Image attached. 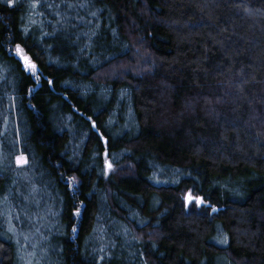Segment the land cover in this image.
Masks as SVG:
<instances>
[{
	"label": "trees",
	"instance_id": "obj_1",
	"mask_svg": "<svg viewBox=\"0 0 264 264\" xmlns=\"http://www.w3.org/2000/svg\"><path fill=\"white\" fill-rule=\"evenodd\" d=\"M18 227L44 264H264V0H0V264Z\"/></svg>",
	"mask_w": 264,
	"mask_h": 264
},
{
	"label": "rangeland",
	"instance_id": "obj_2",
	"mask_svg": "<svg viewBox=\"0 0 264 264\" xmlns=\"http://www.w3.org/2000/svg\"><path fill=\"white\" fill-rule=\"evenodd\" d=\"M21 161H25V157L24 156H19L15 159V162L18 164V165H22L24 163H22ZM112 169V168H111ZM29 193L30 195H35L36 198H33L35 199V202L34 203H37V195L34 193V190L33 188H29ZM185 197H189L188 194H186ZM25 201L27 203H29V201L25 198ZM34 201V200H33ZM37 211H39L41 214H44V208L41 210V207L39 209H37ZM10 229L12 230L13 227L10 225ZM33 232H36V231H32V230H24L20 227H18V229H14L13 233L15 236H18V237H21L22 238V242L23 243H27L29 245V248L27 250V252L25 254V256L23 257V260H22V264H44V259H37L36 261L33 259V255H38L39 257L40 256V241H41V238L40 237H37V235H34Z\"/></svg>",
	"mask_w": 264,
	"mask_h": 264
},
{
	"label": "water",
	"instance_id": "obj_3",
	"mask_svg": "<svg viewBox=\"0 0 264 264\" xmlns=\"http://www.w3.org/2000/svg\"><path fill=\"white\" fill-rule=\"evenodd\" d=\"M92 127H94L93 124ZM102 157H103L104 172L105 174H107L111 170L112 165L110 164V161L107 158L106 150L103 151ZM109 165H111V167H109ZM185 200L187 201V197H185Z\"/></svg>",
	"mask_w": 264,
	"mask_h": 264
},
{
	"label": "snow or ice",
	"instance_id": "obj_4",
	"mask_svg": "<svg viewBox=\"0 0 264 264\" xmlns=\"http://www.w3.org/2000/svg\"><path fill=\"white\" fill-rule=\"evenodd\" d=\"M28 70H31V71H33V72H35L36 71V66L34 65V64H30V65H28ZM22 163H26V161H21ZM109 167H111V165H109ZM202 201L200 200V199H197L196 200V203H201ZM214 211H215V209H213Z\"/></svg>",
	"mask_w": 264,
	"mask_h": 264
}]
</instances>
